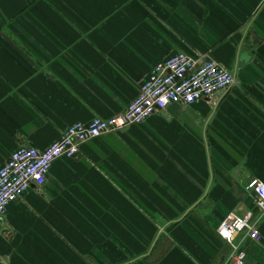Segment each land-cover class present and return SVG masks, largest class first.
<instances>
[{
	"label": "crops",
	"instance_id": "crops-1",
	"mask_svg": "<svg viewBox=\"0 0 264 264\" xmlns=\"http://www.w3.org/2000/svg\"><path fill=\"white\" fill-rule=\"evenodd\" d=\"M209 53L235 82L80 145L0 221V264H222L216 233L264 181V0H0V165L122 111L157 62ZM246 53L248 58H241ZM257 215V214H256ZM245 239L246 264H264Z\"/></svg>",
	"mask_w": 264,
	"mask_h": 264
},
{
	"label": "built area",
	"instance_id": "built-area-1",
	"mask_svg": "<svg viewBox=\"0 0 264 264\" xmlns=\"http://www.w3.org/2000/svg\"><path fill=\"white\" fill-rule=\"evenodd\" d=\"M234 82L232 71L209 53L177 51L155 63L140 82L136 96L122 111L108 117L94 116L88 122L71 123L43 149L20 146L8 154L0 165V221L8 205L31 185L45 184L54 160L74 158L87 140L143 122L157 109H165L170 104L188 106L203 98L212 101ZM244 188L252 192L256 212H230L218 224L217 235L230 246V253L222 264H246L242 243L259 237L258 216L264 214V181L252 177Z\"/></svg>",
	"mask_w": 264,
	"mask_h": 264
},
{
	"label": "water",
	"instance_id": "water-1",
	"mask_svg": "<svg viewBox=\"0 0 264 264\" xmlns=\"http://www.w3.org/2000/svg\"><path fill=\"white\" fill-rule=\"evenodd\" d=\"M240 57L243 59H246V58H248V55L246 53H242Z\"/></svg>",
	"mask_w": 264,
	"mask_h": 264
}]
</instances>
